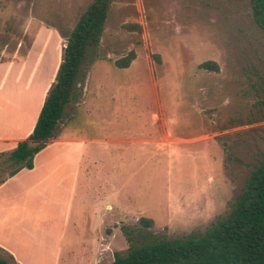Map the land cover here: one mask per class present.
Returning a JSON list of instances; mask_svg holds the SVG:
<instances>
[{
    "label": "rangeland",
    "instance_id": "1",
    "mask_svg": "<svg viewBox=\"0 0 264 264\" xmlns=\"http://www.w3.org/2000/svg\"><path fill=\"white\" fill-rule=\"evenodd\" d=\"M91 1L0 0V63L16 66L9 98L20 96L21 69L20 88L30 81L42 109ZM207 61L219 71L201 69ZM87 74L52 138L86 141L85 161L76 174L78 153L65 150L63 174L34 197L28 239L41 262L111 264L129 249L124 228L141 218L156 236L182 239L225 216L264 161V35L248 0H113Z\"/></svg>",
    "mask_w": 264,
    "mask_h": 264
},
{
    "label": "trees",
    "instance_id": "2",
    "mask_svg": "<svg viewBox=\"0 0 264 264\" xmlns=\"http://www.w3.org/2000/svg\"><path fill=\"white\" fill-rule=\"evenodd\" d=\"M113 0H92L67 37L62 61L39 114L32 134L8 153L0 155V185L23 169L34 168V159L54 137L70 103L81 100L88 65L97 54ZM253 25L264 35V0H248ZM137 28V25H129ZM160 63V56H154ZM135 52L115 61L120 69L130 67ZM201 69L219 71L216 62L207 61ZM264 105V79L261 82ZM154 221L141 218L135 227H125L130 246L126 253L114 254L111 264H264V161L252 170L244 188L231 203L225 216L203 234L182 239L156 236ZM0 253V264H18Z\"/></svg>",
    "mask_w": 264,
    "mask_h": 264
},
{
    "label": "crops",
    "instance_id": "3",
    "mask_svg": "<svg viewBox=\"0 0 264 264\" xmlns=\"http://www.w3.org/2000/svg\"><path fill=\"white\" fill-rule=\"evenodd\" d=\"M15 69L16 66L13 64L0 63V155L11 152L19 142L26 140L32 134L41 111L39 103L36 104L35 111L33 109V98L29 96L31 91L30 81L26 83L24 88H20L22 81L20 79L21 69L14 79L17 85L16 89L20 91L18 92L20 96L16 95L17 98L15 99L9 98L8 92L11 88L8 84L10 75ZM49 87L48 85L44 90L43 103ZM40 97H42V94ZM86 145V141L82 139L69 140L66 135L52 139L47 147L36 155L33 169H23L0 185V247L12 255L18 264H47L46 258V261L43 259L44 261L41 262L39 256L34 253L32 244L29 242L31 239H28L30 238V234H28L31 232L30 228L36 229V224L32 225L30 223L32 209L35 205L34 197L40 194L42 191L40 186L47 179L56 176L60 172L63 174V163L72 160L68 158V152L64 153L65 150H69L70 154L73 152L78 153L73 162L76 174L79 173L85 161L83 152ZM44 155L48 156L40 162L39 159ZM40 171L43 172L40 177H43L45 181L36 183L37 179L35 177ZM83 242L81 246H83ZM52 262V264H61V258L53 256Z\"/></svg>",
    "mask_w": 264,
    "mask_h": 264
}]
</instances>
